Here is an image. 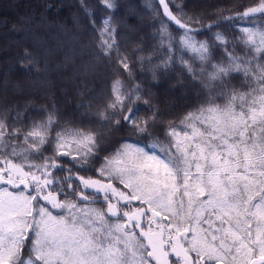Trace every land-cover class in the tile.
I'll list each match as a JSON object with an SVG mask.
<instances>
[{"label":"snow or ice","instance_id":"6c2138e0","mask_svg":"<svg viewBox=\"0 0 264 264\" xmlns=\"http://www.w3.org/2000/svg\"><path fill=\"white\" fill-rule=\"evenodd\" d=\"M100 2L109 14L97 25L80 0L97 57H115L131 79L117 41L118 0ZM156 5L149 7L157 44L138 63L150 66L153 80L178 65L202 99L165 125L161 142L150 131L159 110L141 86L113 80L97 122L123 123L147 142L124 140L103 156L104 134L91 123H62L54 105L27 126L18 107L5 109L0 264H264V0L230 14L217 9L215 23L189 15L183 0ZM221 21L228 33L216 30ZM20 65L40 70L27 49ZM141 101L152 111L147 118L136 107Z\"/></svg>","mask_w":264,"mask_h":264},{"label":"trees","instance_id":"16d2710c","mask_svg":"<svg viewBox=\"0 0 264 264\" xmlns=\"http://www.w3.org/2000/svg\"><path fill=\"white\" fill-rule=\"evenodd\" d=\"M251 2L183 0L185 11L189 15H201L205 23L217 21V9L230 14L229 9L240 11ZM86 3L99 25L109 13L100 0H86ZM118 3L119 8L115 12L117 41L121 52L129 58L134 72L131 79L116 64L115 57L111 60L97 57L95 44L98 37L81 9L80 0H0V114L5 109L18 107L23 125L27 126L32 119L42 118L45 110L52 111L54 105L62 123L74 126L91 123L102 132L101 155H107L124 140L136 142L141 139L147 142L144 137L134 136L123 123L118 129H105L97 122L95 113L105 107L111 96L112 82L119 78L129 87L133 81L139 84L142 98L159 110L158 121L150 131L154 137L165 142V125L169 121L178 122L199 102L198 97L202 99L201 88L178 65L166 73L157 71L158 80H153L150 66L141 68L138 63V55L153 53L157 44L154 36L157 19L149 7L151 4L159 8L156 0H118ZM216 30L230 31L228 23L223 21ZM137 47L143 48V52L138 54L135 51ZM25 49L33 54L39 71L21 67ZM68 56L72 60L65 62ZM89 63L96 64V71H87ZM45 72L46 77L50 76L48 79L44 76ZM136 107L142 118L152 114L142 101L137 102ZM7 115L11 123L16 112L12 110ZM99 163L96 161L97 166Z\"/></svg>","mask_w":264,"mask_h":264},{"label":"rangeland","instance_id":"374dc122","mask_svg":"<svg viewBox=\"0 0 264 264\" xmlns=\"http://www.w3.org/2000/svg\"><path fill=\"white\" fill-rule=\"evenodd\" d=\"M76 53H79V51H76ZM71 57H72V56H71ZM67 58H70V56H68ZM67 58L64 59L65 62H66V61H70V60H72V58H70V59H68V60H67ZM56 66H61V64H57ZM47 72H48V71H47ZM44 76L46 77V72H45V75H44ZM49 77H50V76H47L46 79H48Z\"/></svg>","mask_w":264,"mask_h":264}]
</instances>
